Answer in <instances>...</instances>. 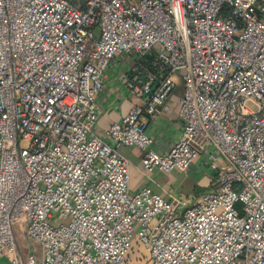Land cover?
<instances>
[{
    "label": "built area",
    "instance_id": "2783aa9c",
    "mask_svg": "<svg viewBox=\"0 0 264 264\" xmlns=\"http://www.w3.org/2000/svg\"><path fill=\"white\" fill-rule=\"evenodd\" d=\"M151 53L159 75L126 82L146 99L99 136L110 61ZM175 73L182 133L159 152L147 124ZM119 146L145 172L200 158L214 177L188 205L133 192ZM137 242L142 264H264V0H0V258L132 264Z\"/></svg>",
    "mask_w": 264,
    "mask_h": 264
},
{
    "label": "crops",
    "instance_id": "0c3cea01",
    "mask_svg": "<svg viewBox=\"0 0 264 264\" xmlns=\"http://www.w3.org/2000/svg\"><path fill=\"white\" fill-rule=\"evenodd\" d=\"M136 58L137 56L133 54L116 55L104 72L103 85L96 98L99 115L94 126V132L103 138H107L106 130L112 123L126 115L133 105L142 104L146 99L145 96L132 92L126 86V82L129 81L127 73L132 69ZM175 75L176 84L164 101L166 108L162 109L161 114L153 120H149L147 124V131L153 139L152 148L159 152L167 151L182 133V121L177 111L178 99L182 94L181 78L179 74L175 73ZM118 149L128 159L131 191L136 192L140 187L148 186L159 192L160 188L157 187L155 177L150 176L149 172H145L141 168L140 161L144 154L143 150L137 146H119ZM209 179L207 175L199 176L195 183L201 188L204 187L201 190L204 191L207 190ZM160 193L166 198L169 197L163 191ZM197 194L191 195V198ZM182 202L184 201L182 200Z\"/></svg>",
    "mask_w": 264,
    "mask_h": 264
},
{
    "label": "rangeland",
    "instance_id": "374dc122",
    "mask_svg": "<svg viewBox=\"0 0 264 264\" xmlns=\"http://www.w3.org/2000/svg\"><path fill=\"white\" fill-rule=\"evenodd\" d=\"M148 174L155 177L154 180H156L158 184L157 187L160 188L159 192L163 191L167 193L169 196L168 198L177 200V202L183 200L185 205L192 202L193 198H191V195L197 194L204 188L199 187L195 183L197 177H202L204 175L209 176L210 179L214 177L212 168L203 165L200 158L195 159L192 164L184 170L175 168L171 171H167L154 168V170L150 171ZM209 187L210 186L207 185L206 188L209 189ZM178 206H180V204H178ZM23 227L24 225L22 223H13V229L15 230L19 247L22 248L23 251L39 253V245L36 242L28 240L24 236ZM6 263L7 257H1L0 264Z\"/></svg>",
    "mask_w": 264,
    "mask_h": 264
},
{
    "label": "trees",
    "instance_id": "16d2710c",
    "mask_svg": "<svg viewBox=\"0 0 264 264\" xmlns=\"http://www.w3.org/2000/svg\"><path fill=\"white\" fill-rule=\"evenodd\" d=\"M71 3L80 4V0H68ZM161 69L160 61L154 54L143 55L142 57H137L135 63L131 70L127 73L129 75V80L134 82H144L148 80L151 74H156L157 76ZM127 260L132 264H142L146 260V252L142 245L138 242L130 249L127 255Z\"/></svg>",
    "mask_w": 264,
    "mask_h": 264
}]
</instances>
